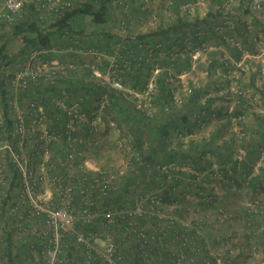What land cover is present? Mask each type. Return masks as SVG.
<instances>
[{
    "label": "built area",
    "instance_id": "1",
    "mask_svg": "<svg viewBox=\"0 0 264 264\" xmlns=\"http://www.w3.org/2000/svg\"><path fill=\"white\" fill-rule=\"evenodd\" d=\"M155 1L0 0V50L7 54L0 52V264H253L255 252L239 253L237 239L224 238L221 209L213 220L191 202L190 181L204 184L205 174L190 180L182 173H194L188 158L147 159L113 110L115 92L148 115L156 111L153 78L142 91L125 83L145 57L131 37L174 16V0ZM84 3L108 19L78 34L66 29L63 37L75 45L37 47L22 38L30 32L14 34L30 15L52 31ZM97 33L117 39L100 47ZM145 49L151 59L157 47ZM77 79L103 88L87 108L67 88ZM110 144L118 156L103 160Z\"/></svg>",
    "mask_w": 264,
    "mask_h": 264
},
{
    "label": "trees",
    "instance_id": "2",
    "mask_svg": "<svg viewBox=\"0 0 264 264\" xmlns=\"http://www.w3.org/2000/svg\"><path fill=\"white\" fill-rule=\"evenodd\" d=\"M206 1L208 9L204 14H200L197 12L198 0H174L172 4L174 16L169 18L166 23L164 22L165 24L160 23L156 28L138 32L131 37L129 45L145 57L138 68L126 75L125 83L136 91H142L149 87L150 79L154 76L150 96L156 111L153 115H148L147 112L136 107L131 100H127L122 94L117 95L115 92L112 102L113 110L116 111L121 122H124L134 132L135 145L142 150L147 159L169 161L188 158L191 160L193 169L199 172L211 170L212 164L217 162L224 184L226 181L233 182L239 188L247 182L251 188L257 189L259 184L264 181V110L253 108L244 86L248 84L252 86L260 94L262 106H264V83L258 81L261 79L258 75L261 64H258V70L249 66V82L243 78L244 72L237 75L236 81L239 89L235 92V105L229 113H223L222 108L215 106L217 98L223 96L219 93L211 94L210 89L213 85L218 87L214 77L218 66L223 72V80L229 84L231 81L230 71L234 67V61L242 59L244 49L249 50L252 54L258 52L256 36L262 32L264 40V17L256 13V9L250 8L251 0ZM186 3H191V7L194 8L193 12L191 7L186 10L181 8ZM236 6H240L245 12L251 14L254 28L249 27L247 19L243 20L241 16L235 17L233 9ZM107 19V15L95 4L84 3L71 8L60 17L53 25L54 30L52 31L41 30L42 26L30 15L29 20L21 21L17 25L14 34H19L23 30L30 32V36L24 35L22 38L37 47L51 48L54 44L68 47L75 44L70 37H63L66 29L78 34L77 29L85 24L92 21L102 24ZM230 21L234 26H229ZM228 36L240 38L241 44L230 41ZM96 37V44L100 47H103L104 40L117 39L115 35L110 38L108 33H97ZM77 38H81V36L79 35ZM210 41L217 46L208 49L206 51L207 60L205 62L198 60L194 67L195 59L192 51L196 48L204 49L205 44ZM139 42L144 43L142 48L139 47ZM148 44L157 47L151 59H147V50L145 49V45ZM227 51L231 58L226 56ZM0 52L4 53L5 57L7 56L4 49H1ZM61 57L65 58V54ZM155 62H158L160 67L156 73L154 72ZM196 69L205 70L207 73L206 82L189 79L188 88L185 89L183 84H177L182 73L192 72ZM3 81L5 82L2 79ZM4 88L3 84L2 91ZM67 88L74 97L81 99L85 108L90 104L91 97L98 101L103 92L102 86L95 83L90 85L83 79L68 81ZM177 93L183 98L181 103L176 99ZM230 95L231 92L225 98H233ZM59 113L63 114L61 111ZM226 114L234 116L238 120V124L243 130L242 134L231 132L229 136L224 137L226 121H221L218 124L219 128H216L210 136L197 138L189 135L205 120L213 116L223 117ZM238 147L244 149L240 158L235 157ZM256 168L258 172L255 171ZM230 171L234 172L236 177H232ZM182 173L186 174L190 180L196 179L195 172L182 171ZM203 180L210 181L211 176L205 174ZM190 182L193 193H198V187L205 191V194L198 196L197 202L204 207L206 212L215 214V206H219V195L215 193L214 188L209 187L208 183L195 185L192 181ZM226 186L225 196L232 193V189L228 188L229 185ZM135 189V186H131L128 191ZM180 198L184 199L183 196ZM193 201L191 202L194 203ZM222 202L221 206H225L227 201L223 200ZM226 209L225 213L237 214V211L230 207ZM222 212L224 213V209ZM241 215L237 214L236 217L244 222L242 237H253L264 247V213L262 209L254 211L249 206H245ZM225 237L226 235H224ZM242 243L243 241L239 243L237 239V244Z\"/></svg>",
    "mask_w": 264,
    "mask_h": 264
},
{
    "label": "rangeland",
    "instance_id": "3",
    "mask_svg": "<svg viewBox=\"0 0 264 264\" xmlns=\"http://www.w3.org/2000/svg\"><path fill=\"white\" fill-rule=\"evenodd\" d=\"M197 3H198L197 12H199L200 14H204L208 9L207 1L198 0ZM249 5L252 10L256 9L255 12L260 14L262 17H264V0H251ZM191 10L193 12L194 8L191 7ZM233 12L235 13L236 18L241 16L243 17V20L247 19V21L249 22V27L251 29L254 28V24L252 22V16L250 13L245 12L244 9H242L240 6H236L233 9ZM229 26H234V24H232V21L229 22ZM229 40L232 42H237L241 44L240 38H237L235 36L229 37ZM216 46L217 45L215 43L210 41L205 44L204 49L203 48L194 49L192 51V54L198 55L196 58L194 57L195 59L194 67L198 60L205 62L207 60L206 51ZM256 47H258L259 50L255 54H252L249 50L244 49V55L242 59L235 60V61L233 60L234 67L230 71L231 81L229 82V84H227L226 81L223 80L222 78L223 72L221 68L218 66L217 72L214 75V77L217 80L218 87L213 85L210 89V93L211 94L219 93L221 94V96H223V97L217 98L215 102V106L218 108H222L223 113H229L231 109L233 108V106L235 105V101H236L235 92L239 89V87L237 86L236 77L241 72H244L245 75L243 76V78L247 81L249 77L248 75L249 66H252L253 69L258 70L259 69L258 64H261L260 70H258V75H260L261 79H259L258 81L259 83H264V40L262 38V32H259L258 35L256 36ZM226 56L230 57V53L228 51L226 52ZM151 78L154 79V76H152ZM189 79H193L196 82L204 83L207 80V73L205 72V70L196 69L192 72L186 73L185 76H181L180 79L177 80L178 82L177 84L179 83L183 84L184 85L183 87L185 89V87L188 86L187 84H188ZM244 90L247 92L250 103L253 104L254 106L253 108L257 110H264V106H262L263 104L261 101L260 94L257 93L254 90V88L250 86L249 84L244 86ZM230 92H231L230 96H233V98H225L226 96H228ZM176 96L181 97L179 93H177ZM221 121H226V124L224 126L226 132H223L224 137L229 136L231 132H236L239 135L243 133V130L240 128V125L238 124V120L234 116L231 117L230 115L226 114L223 117L213 116L205 120L200 127H198L192 134H189V135L193 137H197V138H200L202 136H207V135L210 136L211 133L216 128H219L220 125L218 124H220ZM114 139H115V135L112 134V140ZM238 145H239V142H238ZM113 146H114L113 144H110L108 148L106 147L104 150L103 149L101 150V152H103V155H104V157L102 158L103 160L108 157L110 158L112 155L117 154V150L114 149ZM243 150H244L243 147H238L235 151V157L240 158L243 155ZM211 168H212L211 170L203 171V172L195 171L193 168L192 169H193V172L199 173L201 175L209 174L211 176L210 181L203 180V182L204 184L208 183L209 187H213L215 193L219 195L218 196L219 206L216 205L214 211H216V208L218 207V209H221V211H223L224 209V213H225V211L227 210L226 208L230 207L234 211L236 210L237 214H240V216H242L241 214L243 213V207L249 206V208L254 211L256 210L258 211L261 208L264 213V181H262L259 184L257 189L251 188L247 184V182L245 183L244 186L238 188V186L235 185L233 182L229 183L225 180L226 184H224L223 182L224 180H221L222 172L217 162H214ZM255 171L258 172V169L256 168ZM230 175H232V177H236V174L232 171H230ZM212 176H214L215 178ZM226 185H229L228 188L232 189V193L227 196L224 195V191H225L224 189L227 187ZM199 195L200 194L198 193L194 195L193 197L194 204L198 203L197 201H198ZM223 200L227 201L225 203V206H221V202ZM224 213L222 212L223 218H224L223 223H221V226H219V228L223 231V234L226 235V237L232 236L238 239L239 243L243 241L242 244H237V241H236V247L238 248L239 253H247L251 251L255 252L256 255H255V260L253 264H264L263 245L260 242L256 241V239L253 237L252 238L242 237V233L244 229V222H242L239 218L236 217L237 214L228 213V212L225 214ZM209 214L211 218H213L214 213H209Z\"/></svg>",
    "mask_w": 264,
    "mask_h": 264
},
{
    "label": "crops",
    "instance_id": "4",
    "mask_svg": "<svg viewBox=\"0 0 264 264\" xmlns=\"http://www.w3.org/2000/svg\"><path fill=\"white\" fill-rule=\"evenodd\" d=\"M155 2H156V3H158V4H157V6H159V5H160V3H161V1H160V0H156ZM204 194H205V191H204ZM193 204H194V203H193Z\"/></svg>",
    "mask_w": 264,
    "mask_h": 264
}]
</instances>
